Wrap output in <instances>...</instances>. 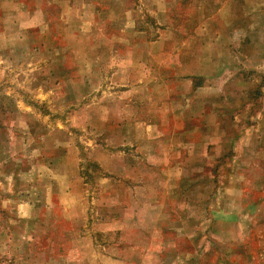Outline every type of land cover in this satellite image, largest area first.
Returning a JSON list of instances; mask_svg holds the SVG:
<instances>
[{"label": "rangeland", "instance_id": "374dc122", "mask_svg": "<svg viewBox=\"0 0 264 264\" xmlns=\"http://www.w3.org/2000/svg\"><path fill=\"white\" fill-rule=\"evenodd\" d=\"M62 1L64 14L51 0H0V264H264V30L255 42L235 29L264 23V0ZM113 2L125 7L112 10ZM131 19L135 38H179L186 51L191 39L202 41L199 52L207 42L213 53L224 45L214 80L237 77L241 62L229 54L246 57L239 67L249 83L230 86L213 121V137H244L224 160L201 168L184 153L145 159L143 146H122L126 119L137 136L170 128L160 117L142 125L149 113L159 116L157 104L148 108L158 95L139 91L127 103L122 89H111V71L131 49L111 38H125L118 27ZM97 50L106 65L87 61ZM140 73L133 66L132 88ZM158 144L163 151L167 143ZM35 191L47 197L37 221L27 225L24 208L15 221L14 195ZM60 201L94 221L64 220ZM96 220L113 224L97 228ZM94 227L102 231L95 241ZM16 230L32 237L19 241Z\"/></svg>", "mask_w": 264, "mask_h": 264}, {"label": "crops", "instance_id": "0c3cea01", "mask_svg": "<svg viewBox=\"0 0 264 264\" xmlns=\"http://www.w3.org/2000/svg\"><path fill=\"white\" fill-rule=\"evenodd\" d=\"M51 1L53 4H55L56 8H62L61 6L64 1ZM109 7L112 10H114L115 7L119 8L120 10V7L125 6L120 5L117 2H113L109 5ZM136 8L138 9L139 7ZM166 8L169 7H164V9ZM128 12L134 13V9L132 8L131 10H126V14ZM61 13H65L63 8L61 9ZM226 27V25L225 27L219 26L220 29ZM228 27L230 26L228 25ZM118 29L121 33H123L125 38L121 37L117 39L116 36H113V38H111L112 41H114L115 44L119 43L131 49L129 50L128 54V49L126 48L128 55L123 58L124 60H122V62H124V65L122 64L123 66H120L119 64H117V66L112 69L109 76L111 89H122L126 93L127 103H131L134 99V94H137V92L139 91L140 92L138 94L141 95H144L146 93H148L149 95H153V97H156L158 95V101H154V98H150L151 101L147 103L149 104L148 108L153 110L155 109V105L157 104L159 116L156 115L157 119L155 120L154 115L152 113H149V115L146 117V119L149 121L146 123L144 122L142 125L149 126L151 124L152 126H155L157 125V122H159L160 117V120L163 122V124L170 127L168 130L164 131L163 134L165 135H162L159 132H155L154 134L147 136V130H144V133H141V135L139 134V136H137L134 135V126L136 125V122H133V118H131V120L126 119V126L121 131V137H123L122 146L125 147L126 152L131 147L137 148L139 146H143L142 152H140L139 154H141L143 157L149 156L148 158L145 157V159H158L166 156V152H168V154L173 153V155L180 154V156L181 153H184L183 156L186 159H191V162L192 159H196V165L201 168L207 166L206 164L208 163V160H211L212 162L213 158L218 161L220 159L224 160V155L226 152L225 149L227 148V146L230 145L231 142L235 140L239 141L244 137H213L215 134L214 129L217 128L216 125L213 124V121L217 116H220L221 118V115H219L220 113L218 111L222 108V106L226 104L225 102H222L224 100L223 95H229L228 93L233 91L230 86H234V88L238 89L240 84L249 83L244 78L245 69H240L239 67L241 63L244 65L245 62H242L240 60H244L246 57H243V55L241 54L233 53L232 55L235 56L231 57V55L229 54L228 59L231 62H241L240 64L237 63V67H235V65L233 67L234 69H236L233 74H237V77L233 78L231 82L227 80H230L233 75H228L227 77L221 78L219 80H214L215 76L213 77V75L209 74V72L210 69H212V63L214 61H223L224 45L216 48L217 52L213 53V45L210 44L212 46L211 47L207 42L205 43V48L201 46L203 48L201 49L202 52H199L197 48L202 43V41L191 39L189 40L190 49L186 51L183 48L185 47V42L183 43L179 38L173 40L165 39V37L161 38L160 36H158L154 40L150 41L143 40L141 37L135 38V27L134 21L132 19L129 22L120 23ZM235 29L243 30L245 33L244 35H246V30H248V40H251L250 38L256 36L253 39L256 42L261 40V38H259V32L264 30V23L260 21L259 23L250 24V26L248 27L245 23H237V27ZM90 30L93 31V33L95 32L93 30V27H90ZM211 30L213 29L211 28ZM250 31L252 36L250 34ZM205 32L207 33L208 39L211 41L212 35H209L207 31ZM210 32L212 34V31ZM190 37L193 38L192 36ZM218 37H220V35ZM223 37L228 41V34H225ZM103 44L104 43H102L101 40H98L95 43L96 46ZM168 45H170V47L172 46L173 50H170L168 48ZM134 48L136 49L134 50ZM94 55H99V57L96 56L95 58L88 59L87 61H91L94 64H98V61H103L100 67L108 63V61H104L99 50H97ZM252 59L253 57L250 55L247 60ZM261 59L264 61L263 55ZM109 60L112 62L111 59ZM133 66L136 67L137 71H141V73L139 74V78H141V80L139 79V81L135 85V88L131 87L134 84H130L129 81L130 75L133 74ZM241 70H243V73ZM132 90L133 93L131 92ZM91 93H93V90H91ZM220 93L223 94L221 95ZM229 100H231V96ZM216 112H218L219 114L217 113V115H215ZM137 124L139 125V123ZM216 124L219 125V123ZM134 137L138 138L135 139ZM177 142H179L180 144H176ZM158 143H167L165 145V147L167 148L163 146L164 150H160L161 148ZM168 143H173V145L170 146V144L168 145ZM228 150H230V147H228ZM242 151L245 152V149H243ZM249 151L253 154L257 152L255 150ZM215 154L219 156L213 157ZM126 158H128V156H126ZM127 169L128 165L124 168V170ZM150 169L155 168H149V170ZM83 185L86 184L83 183ZM14 190L16 193V189ZM37 193L38 191H35V193L33 194L37 195ZM80 193H82L83 196L82 188H80ZM46 198V195H42L41 198H39L38 195L36 197L25 196L24 198L14 195V204L10 208H13L12 212L14 214L15 221L21 222V220H23V215L21 212L23 210L22 208H24V210H29L28 215L26 216L27 219L24 218V220L26 221L27 225H34V222H36L38 219V216L35 215V212L40 205L46 207ZM81 200L85 202L84 198H81ZM73 203L71 202L70 204L66 203V201H60L59 205L61 206L62 218L64 220L68 222H76L77 220L84 222V219H86L87 221H89V219H93L94 221L93 217H88L90 214H87L85 217L83 209L81 210L82 213L80 212V209L79 211L72 213L71 208L73 207V205H75ZM78 206H83L82 201L78 202ZM233 218L235 219L234 216ZM227 223L230 222L228 221ZM112 224V222L98 223L97 221L95 227L98 228L100 226H109ZM180 226L181 224L178 223L177 227L180 228ZM95 227L93 228L94 230H96L95 232H88V237L93 238V241H95L96 239V234H102L101 229H95ZM17 231L18 230H16V234L14 236L15 238L17 237L19 241L21 237H26V235L27 237L30 236L29 239L32 237V234L28 233L27 231L22 236Z\"/></svg>", "mask_w": 264, "mask_h": 264}]
</instances>
